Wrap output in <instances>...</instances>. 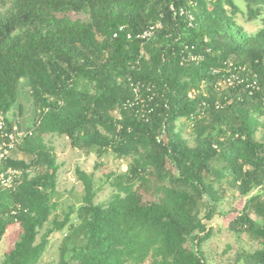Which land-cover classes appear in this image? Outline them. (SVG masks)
I'll return each mask as SVG.
<instances>
[{"label":"trees","instance_id":"1","mask_svg":"<svg viewBox=\"0 0 264 264\" xmlns=\"http://www.w3.org/2000/svg\"><path fill=\"white\" fill-rule=\"evenodd\" d=\"M239 1L247 21L262 15L264 0ZM239 13L234 0L2 1L0 112L7 114L26 82L36 119L15 150L27 159L12 157L14 151L0 162V174L31 170L14 190H0V241L8 227L19 229L0 264H39L56 233V264H207L206 223L225 201L223 186L244 201L229 229L260 244L233 264H264V142L256 139L264 116V28L247 34L236 23ZM157 22L148 43L135 39ZM189 46L203 55L200 62H181ZM142 48L147 59L136 65ZM244 67L259 91L215 88L228 70ZM128 79L155 94L142 118L123 108L131 98ZM181 119L192 125L193 146L177 131ZM44 135L131 163L106 176L114 192L104 203H94L92 175L76 169L80 202L60 218L57 165ZM252 210L260 221L249 217Z\"/></svg>","mask_w":264,"mask_h":264},{"label":"rangeland","instance_id":"2","mask_svg":"<svg viewBox=\"0 0 264 264\" xmlns=\"http://www.w3.org/2000/svg\"><path fill=\"white\" fill-rule=\"evenodd\" d=\"M3 0H0V10ZM6 1V0H4ZM239 7L240 13L235 17L236 23L243 28L247 34H254L259 29L264 28V11L262 15L254 21H247V8L239 0H234ZM8 5L4 6L7 9ZM71 18H80L89 21L87 16L70 15ZM7 120L15 127L23 131H31L35 118V111L28 92L26 82H21L18 86L17 101L7 112ZM115 115V114H114ZM177 131L181 137L187 141L189 146L194 145L193 128L188 120L181 119L177 122ZM256 139L264 142V116L260 119V124L256 132ZM43 141L52 150L57 165L56 188L53 200L58 203V216L63 215L70 205L77 206L82 195V185L76 179L75 170L80 169L86 174H91L93 184L98 190L94 203L106 202L114 192L107 182L108 174H118L124 172L131 163L130 158L118 159L110 151L98 158L95 154H85L71 147L66 137L55 135H44ZM12 157L26 160L27 158L18 150ZM20 170V169H19ZM31 172V170H28ZM225 201L217 208L215 215L206 224L211 228L210 238L202 244V251L207 260V264H233L236 256L240 253H252L260 248L257 241H252L247 234H235L229 229V223L235 216V211L242 208L244 201L234 189L223 186ZM264 202V197L261 198ZM249 217L258 222L260 217L252 211H248ZM201 217L204 216V209L201 208ZM18 226L13 225L7 228L0 241V260L3 255L12 247L18 234ZM62 235L56 233L49 240L48 247L43 254L39 264H56L58 261V246Z\"/></svg>","mask_w":264,"mask_h":264},{"label":"built area","instance_id":"3","mask_svg":"<svg viewBox=\"0 0 264 264\" xmlns=\"http://www.w3.org/2000/svg\"><path fill=\"white\" fill-rule=\"evenodd\" d=\"M180 15L183 11L180 10ZM188 22H192V17L187 15ZM161 27L160 23H154L145 28L142 32L135 35V39L140 40L143 44L148 43L154 36L155 31ZM125 27L118 29L121 32ZM118 33L113 34V38H116ZM127 39H131V36L127 34ZM181 62L185 63H198L203 59V55L196 52L194 46L185 47L182 54L179 55ZM147 59V55L143 48L138 54L135 64L139 65L141 62ZM229 66V65H228ZM238 73H232L230 70L227 71L226 76H221L220 79L215 83L216 89L233 88L235 86L244 85V89L250 90V94L253 91H259L258 84L256 81V75L251 74L244 68H239ZM211 74L215 75L216 70H211ZM127 87L131 92V98L127 99L123 108H130L133 114L142 118L152 111V107L147 106V102H152L155 94L151 91V88L144 86L140 83L132 82L130 79L127 80ZM202 86L200 87V89ZM197 91H192L188 96L193 98ZM145 93V95L143 94ZM215 108H218V104H214ZM203 109L207 108V105L201 102ZM9 121L3 112H0V162L10 158L11 154L16 150L17 146L21 144L23 139L30 135L29 131H23L13 125L9 126ZM192 125H190L191 127ZM163 141V137L161 136ZM24 171L19 169H7L5 172L0 174V190H14L22 179Z\"/></svg>","mask_w":264,"mask_h":264},{"label":"clouds","instance_id":"4","mask_svg":"<svg viewBox=\"0 0 264 264\" xmlns=\"http://www.w3.org/2000/svg\"><path fill=\"white\" fill-rule=\"evenodd\" d=\"M30 132V131H29Z\"/></svg>","mask_w":264,"mask_h":264}]
</instances>
